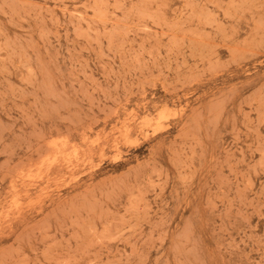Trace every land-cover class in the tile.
<instances>
[{"label": "rangeland", "instance_id": "obj_1", "mask_svg": "<svg viewBox=\"0 0 264 264\" xmlns=\"http://www.w3.org/2000/svg\"><path fill=\"white\" fill-rule=\"evenodd\" d=\"M0 264H264V0H0Z\"/></svg>", "mask_w": 264, "mask_h": 264}, {"label": "bare ground", "instance_id": "obj_2", "mask_svg": "<svg viewBox=\"0 0 264 264\" xmlns=\"http://www.w3.org/2000/svg\"><path fill=\"white\" fill-rule=\"evenodd\" d=\"M164 111V110H163ZM158 120V119H157Z\"/></svg>", "mask_w": 264, "mask_h": 264}]
</instances>
